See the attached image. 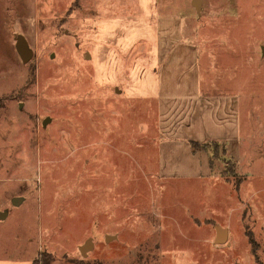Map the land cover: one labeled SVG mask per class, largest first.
<instances>
[{
    "label": "rangeland",
    "instance_id": "rangeland-1",
    "mask_svg": "<svg viewBox=\"0 0 264 264\" xmlns=\"http://www.w3.org/2000/svg\"><path fill=\"white\" fill-rule=\"evenodd\" d=\"M0 212V264H264V0H0Z\"/></svg>",
    "mask_w": 264,
    "mask_h": 264
},
{
    "label": "water",
    "instance_id": "water-1",
    "mask_svg": "<svg viewBox=\"0 0 264 264\" xmlns=\"http://www.w3.org/2000/svg\"><path fill=\"white\" fill-rule=\"evenodd\" d=\"M192 6L195 8L198 15L201 14L202 11V5L203 0H191ZM16 50L18 54L20 55L22 61L24 63H27L31 57L34 54V51L30 48L27 39L23 35H19L16 39ZM46 119L43 121V124L45 125ZM19 198H14V203H19ZM5 213L0 212V218L4 217ZM217 230V237H216V243H226L228 234H227V228L221 227L220 225H216ZM111 236H107V239H109ZM92 246L91 239L87 240L84 245L81 247V252H85L88 248Z\"/></svg>",
    "mask_w": 264,
    "mask_h": 264
},
{
    "label": "trees",
    "instance_id": "trees-1",
    "mask_svg": "<svg viewBox=\"0 0 264 264\" xmlns=\"http://www.w3.org/2000/svg\"><path fill=\"white\" fill-rule=\"evenodd\" d=\"M250 242L253 244V237H250ZM50 259H51V256H49L47 254H43L42 259L37 260L35 263L36 264H50V262H51Z\"/></svg>",
    "mask_w": 264,
    "mask_h": 264
}]
</instances>
